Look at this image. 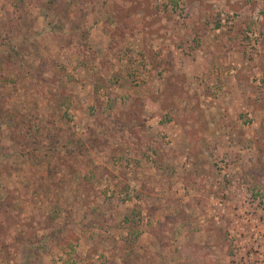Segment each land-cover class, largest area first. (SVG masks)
I'll return each mask as SVG.
<instances>
[{"label": "rangeland", "instance_id": "obj_1", "mask_svg": "<svg viewBox=\"0 0 264 264\" xmlns=\"http://www.w3.org/2000/svg\"><path fill=\"white\" fill-rule=\"evenodd\" d=\"M0 264H264V0H0Z\"/></svg>", "mask_w": 264, "mask_h": 264}]
</instances>
